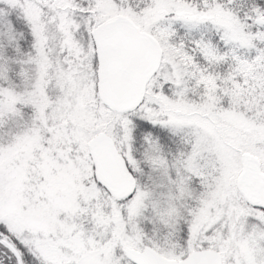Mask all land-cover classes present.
<instances>
[{"label": "snow or ice", "instance_id": "1", "mask_svg": "<svg viewBox=\"0 0 264 264\" xmlns=\"http://www.w3.org/2000/svg\"><path fill=\"white\" fill-rule=\"evenodd\" d=\"M0 264H264V0H0Z\"/></svg>", "mask_w": 264, "mask_h": 264}]
</instances>
